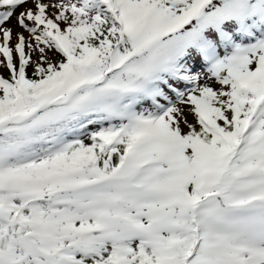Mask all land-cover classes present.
I'll list each match as a JSON object with an SVG mask.
<instances>
[{
	"label": "snow or ice",
	"instance_id": "1",
	"mask_svg": "<svg viewBox=\"0 0 264 264\" xmlns=\"http://www.w3.org/2000/svg\"><path fill=\"white\" fill-rule=\"evenodd\" d=\"M0 264H264V0H0Z\"/></svg>",
	"mask_w": 264,
	"mask_h": 264
}]
</instances>
